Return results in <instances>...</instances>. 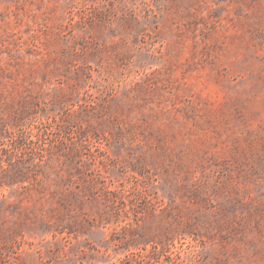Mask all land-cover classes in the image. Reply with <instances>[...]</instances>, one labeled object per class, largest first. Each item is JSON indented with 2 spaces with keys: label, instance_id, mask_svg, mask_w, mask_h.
I'll return each instance as SVG.
<instances>
[{
  "label": "rangeland",
  "instance_id": "1",
  "mask_svg": "<svg viewBox=\"0 0 264 264\" xmlns=\"http://www.w3.org/2000/svg\"><path fill=\"white\" fill-rule=\"evenodd\" d=\"M0 264H264V0H0Z\"/></svg>",
  "mask_w": 264,
  "mask_h": 264
}]
</instances>
